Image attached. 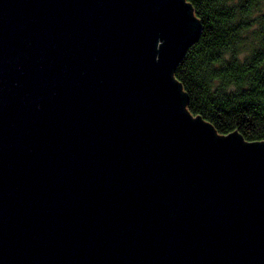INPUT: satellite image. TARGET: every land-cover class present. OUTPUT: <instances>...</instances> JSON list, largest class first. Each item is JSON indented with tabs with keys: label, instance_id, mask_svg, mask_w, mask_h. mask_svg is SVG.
<instances>
[{
	"label": "water",
	"instance_id": "1",
	"mask_svg": "<svg viewBox=\"0 0 264 264\" xmlns=\"http://www.w3.org/2000/svg\"><path fill=\"white\" fill-rule=\"evenodd\" d=\"M187 0H0V264H264V141L190 115Z\"/></svg>",
	"mask_w": 264,
	"mask_h": 264
},
{
	"label": "trees",
	"instance_id": "2",
	"mask_svg": "<svg viewBox=\"0 0 264 264\" xmlns=\"http://www.w3.org/2000/svg\"><path fill=\"white\" fill-rule=\"evenodd\" d=\"M202 31L173 71L190 115L264 141V0H187Z\"/></svg>",
	"mask_w": 264,
	"mask_h": 264
}]
</instances>
